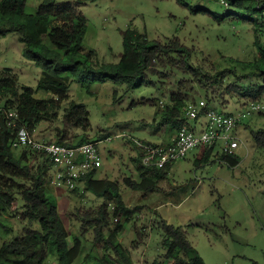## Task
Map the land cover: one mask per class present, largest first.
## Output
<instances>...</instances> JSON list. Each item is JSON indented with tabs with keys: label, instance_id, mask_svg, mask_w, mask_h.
I'll list each match as a JSON object with an SVG mask.
<instances>
[{
	"label": "rangeland",
	"instance_id": "rangeland-1",
	"mask_svg": "<svg viewBox=\"0 0 264 264\" xmlns=\"http://www.w3.org/2000/svg\"><path fill=\"white\" fill-rule=\"evenodd\" d=\"M183 1L185 5L175 0H56V4L73 6L85 17L82 52L92 53L93 62L98 64L119 61L122 31L128 27L144 34L149 41L177 38L193 50L191 64L204 70L232 68L235 63L230 59L251 62L257 56L255 40L264 46V31L256 27L257 15L210 0ZM37 6V0H28L26 13H35ZM23 47L14 33L0 37V71L11 70L18 76L19 86L32 88L37 100H47L51 94L37 88L42 72L24 57ZM183 78L178 73L170 78L148 74L143 85L127 91L125 85L95 76L90 94L79 82H73L69 85L68 100L61 104L58 120L41 122L30 129L31 133L36 139L55 143L56 133L62 130L60 119L64 109L72 101L84 104L89 113L86 135L89 141H99L101 154L102 165L94 178L117 181L123 199L127 200L130 191L123 181L137 180L139 174L138 149L132 139L154 144L164 143L174 135L163 121V108L158 102L168 104L169 91H175L176 82ZM184 86L189 91L190 84ZM191 87L187 103L197 107L206 104L207 95L208 106L222 114L236 113L247 103L236 97L219 98L215 92L207 94L197 84ZM2 99L0 106L4 104ZM260 103L264 105V97ZM256 132L264 133V111L251 114L237 131L241 144L235 150L239 163L234 167L219 161L215 156L219 150L212 153L208 162L202 161L199 149L169 166L166 180L159 183L151 198L140 201L147 208L124 225L118 238L122 247L130 251L133 264H153L163 259L161 221L181 228L205 264H264V145H257L253 135ZM69 134L81 131L73 129ZM45 187L48 197L57 204L70 245L74 238L82 241L83 251L77 263L91 264L93 260L86 259L87 255L100 257L102 252L92 246L91 231L81 237L80 222L74 214L77 209H96L101 199L90 192L78 197L48 181ZM135 195L137 198L142 193ZM21 205L16 195L13 209L0 216V224L7 228L0 227V245L21 236L25 226L19 219ZM114 224L115 221L111 227ZM134 226L144 234L141 242ZM135 243L138 245L133 249ZM45 264L58 263L51 255Z\"/></svg>",
	"mask_w": 264,
	"mask_h": 264
},
{
	"label": "trees",
	"instance_id": "trees-1",
	"mask_svg": "<svg viewBox=\"0 0 264 264\" xmlns=\"http://www.w3.org/2000/svg\"><path fill=\"white\" fill-rule=\"evenodd\" d=\"M37 1L35 13L27 14L25 9L28 0H0V37L10 33L18 35L24 45V57L42 72L37 88L51 94L47 100H37L32 88L19 86L15 73L9 69L0 71V97L4 100L1 107L18 112V128L24 125L31 129L41 122L58 120L61 104L69 97V85L79 82L90 94L95 76L107 77L113 84L125 85L126 90L130 91L143 85L148 74L158 78H170L173 73L182 74L184 78L176 82V90L169 91L168 104L161 107L163 121L175 133L187 124L184 108L192 85L197 84L207 94L215 92L219 98L236 97L244 103H260L264 97V46L257 39V56L253 61L230 59L235 63L232 68L212 67L204 70L191 64L193 50L177 38L164 42L149 41L144 34L128 27L122 31L119 61L115 64H98L93 62L92 53L85 55L82 52L86 20L81 12L70 5H57L56 0ZM175 1L185 5L183 0ZM210 1L218 3V0ZM226 2L227 6L257 15L256 27L261 30L264 0ZM147 83L152 84V81ZM185 84H190L189 91L184 88ZM206 100L202 111L209 107L208 95ZM88 116L84 104L70 102L61 115L62 130L56 133L55 143L79 146L95 142L89 141L86 135L89 129ZM0 119V216L13 209L18 195L22 201L19 219L25 222L21 236L1 243L0 264H45L51 255L55 256L58 264H79L77 261L83 251L82 241L74 238L70 245L57 204L46 192L50 164L28 148H22L16 154L14 151L17 149L11 146L16 130L8 127L2 117ZM73 129H79L81 134H69ZM253 135L257 145L263 146L264 133L256 132ZM211 156L212 149H204L200 159L208 162ZM216 157L230 167L239 163L237 155ZM136 163L138 179L125 178L123 181L125 188L130 191L127 200L123 199L117 181L95 179L94 172L84 180V191L101 199L96 209H77L74 214L80 222L81 237L91 231L92 246L102 252L100 257L87 255L86 259L93 260L91 264H133L130 251L122 247L118 238L124 225L147 208L140 201L142 198H151L159 183L166 180L171 165L157 169L142 166L139 159ZM139 192L142 195L136 198L135 194ZM72 193L78 197L83 195L77 190ZM134 197L136 200L133 202ZM116 218L118 221L111 227ZM0 227L7 230L3 224ZM160 227L164 234L161 241L164 255L161 261H154L153 264H205L181 228L165 221L160 222ZM134 229L138 230L135 226ZM137 234L141 242L144 234L142 231L141 234L137 231ZM138 243L133 245V249Z\"/></svg>",
	"mask_w": 264,
	"mask_h": 264
},
{
	"label": "built area",
	"instance_id": "built-area-1",
	"mask_svg": "<svg viewBox=\"0 0 264 264\" xmlns=\"http://www.w3.org/2000/svg\"><path fill=\"white\" fill-rule=\"evenodd\" d=\"M222 6H227L226 0H218ZM264 31V19L261 24ZM160 107L163 101L158 102ZM193 103H187L184 108L186 125L180 127L168 143H145L132 139L138 149L140 163L144 167L162 169L168 164L184 159L187 154L199 149H212V153L219 150L215 156L235 155L241 144L237 131L244 121L253 113L264 110L259 102H249L243 109L233 114H222L212 107L203 110ZM6 125L15 129L12 148H28L36 152L50 164L47 180L51 186H63L69 192L84 193V180L91 173L101 167L99 142H87L79 146H70L36 139L31 130L22 125L18 128L20 118L15 110H6L0 106V118ZM1 120V119H0ZM193 122L192 124H189ZM118 218L115 219V222Z\"/></svg>",
	"mask_w": 264,
	"mask_h": 264
},
{
	"label": "crops",
	"instance_id": "crops-1",
	"mask_svg": "<svg viewBox=\"0 0 264 264\" xmlns=\"http://www.w3.org/2000/svg\"><path fill=\"white\" fill-rule=\"evenodd\" d=\"M174 137V135H172L171 137H167L166 139H165V142L164 143H168V142H170L171 140H172V138ZM199 156H201V152L199 151V154H198ZM199 158V157H198ZM201 158V157H200Z\"/></svg>",
	"mask_w": 264,
	"mask_h": 264
}]
</instances>
